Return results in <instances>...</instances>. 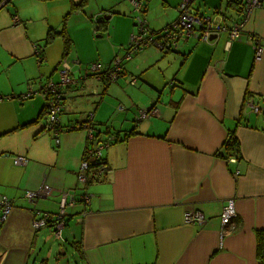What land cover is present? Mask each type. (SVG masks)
<instances>
[{"label":"crops","instance_id":"crops-1","mask_svg":"<svg viewBox=\"0 0 264 264\" xmlns=\"http://www.w3.org/2000/svg\"><path fill=\"white\" fill-rule=\"evenodd\" d=\"M79 1V7L71 8ZM105 1L0 4V193L12 203L0 222V264L47 263L63 252L74 253L76 264H258L255 231L264 229V113L243 110L242 101L245 95L254 101L264 95V39L255 58L246 38L247 33L264 35V2L252 9L239 39L228 41L220 32L209 41L179 40L163 53L151 45L129 58L124 51L119 55L122 72L114 83L86 75L67 85L60 125L83 120L92 111L97 140L101 142L106 133L115 137L101 149L104 170L100 175L88 173L84 182L77 175L83 151L91 146L86 129H61L55 140L37 118L42 96H16L28 86L36 88L57 78L65 45L69 51L72 46L81 67L87 66L83 46L91 40L87 44L76 40L65 30L63 15L96 17L101 34L113 36L108 23L114 28L113 13L118 9L123 20L112 41L120 45L127 41L134 28V19L124 14L127 0ZM167 1L161 0L158 12L152 8L148 13L149 4L142 0L151 29L159 30L176 17L180 0H174L173 8L164 7ZM221 2L206 0L209 10L202 11L203 3H197L199 7L190 0L191 7L212 16L226 6L225 0ZM227 9L228 18L234 17ZM100 12L108 16L98 19ZM13 16L18 23L12 22ZM49 28L63 29L68 43L58 33L46 41ZM34 46L42 56L39 63ZM75 67L72 76L77 77L82 70ZM152 103L156 113L135 117L137 108ZM228 133L236 137L235 160L228 159L231 152L224 154ZM15 154L26 157V162L14 165ZM42 182L48 196L28 202L22 191ZM61 190L74 200L64 209L61 243L54 245L52 235L47 236L53 233L51 226L34 228L29 208L55 210ZM83 191L88 194L85 206L79 200ZM228 198L235 214L221 232L218 214ZM193 208L203 213V221L184 222L182 212Z\"/></svg>","mask_w":264,"mask_h":264},{"label":"built area","instance_id":"built-area-1","mask_svg":"<svg viewBox=\"0 0 264 264\" xmlns=\"http://www.w3.org/2000/svg\"><path fill=\"white\" fill-rule=\"evenodd\" d=\"M131 6L134 15V30L130 32L128 43L124 52L125 58H129L132 52H137L145 46L151 45L157 51H165L174 49L179 40H187L188 38L211 40L215 38L220 32H225L228 41L232 39H239L243 29L244 22L250 15L252 9L262 5L264 0H242L241 9L234 18L225 17L224 13L215 9V15L204 14L196 8L191 7L190 0H180L176 6V17L164 24L159 30L151 29L148 20L143 14L144 5L141 0H127ZM13 23H18L17 16L11 18ZM211 35H215L211 38ZM246 38L249 41L254 57L258 58L261 53V40L264 35L254 33H247ZM227 41V42H228ZM34 55L36 63H39L42 58L39 53L38 47L34 46ZM118 55H114L106 64L99 62H91L85 67L80 66L77 58L68 61L66 57H61L59 66L56 69L57 78L47 79L39 83L36 88L28 86L26 91L18 94V99L26 98L31 94L38 93L43 99V111L41 120L44 124V129H49L55 135L62 128H79L86 129V139L91 143L83 151L81 161L79 163V172L77 179L84 182L87 181L88 173L92 175H100L105 168L104 162L101 160V149L111 142L115 137L112 133H106L104 139L99 142L98 133L93 129V112L88 111L83 120L75 121L74 123L67 124L65 127L59 125V115L62 110V93L65 87L69 84H76L82 80L86 75H91L95 79L104 80V82L114 81L116 77L122 72L123 65L122 59ZM81 69L82 72L79 76H72V68ZM133 79L131 80V82ZM10 96V95H9ZM7 96V97H9ZM242 109L253 111L256 113H264V95L260 96L259 101H254L249 95H245L242 101ZM156 106L150 104L146 107H139L136 109L135 117L141 119L149 114L156 113ZM57 138L55 137V140ZM230 153V152H229ZM237 153H230L229 160H235ZM26 157L23 155H12V163L14 165H23L26 162ZM237 173V170L234 172ZM49 194L48 187L42 182L36 189H24L22 191L23 197L28 202H34L37 198H46ZM66 190H61L60 200L55 210L53 211H39L34 207L29 208L33 212L31 217V225L38 228L42 225L51 226V230L56 238L61 237V229L65 224L64 209L67 205H72L73 196H67ZM79 200L85 206L88 203V194L82 192ZM11 199L4 193H0V222H2L11 208ZM84 213V212H83ZM235 214L232 198L226 199L219 210V221L221 225V232L223 224L228 222ZM181 218L187 223H200L203 221V213L197 209H187L181 214Z\"/></svg>","mask_w":264,"mask_h":264},{"label":"rangeland","instance_id":"rangeland-1","mask_svg":"<svg viewBox=\"0 0 264 264\" xmlns=\"http://www.w3.org/2000/svg\"><path fill=\"white\" fill-rule=\"evenodd\" d=\"M101 1L106 2L105 0H101ZM214 1L216 2L217 0H214ZM143 2L149 4L148 5L149 6L148 13H151L152 8L154 10H156V12H158L161 9V7H160L161 0H143ZM167 2H168V4L164 7L168 6L170 8H173L175 6V5H173V3L175 2L174 0H168ZM193 2L194 3H192V5H196L197 3L198 4L203 3L204 7H201V5H196V6L201 7L202 11H208L209 10V7L205 5L206 0H193ZM127 3L129 6L128 10H127V12H125V13L123 12V13L128 15L130 18L132 17L134 19L135 12L133 11L131 4L128 1H127ZM210 3H213V1H210ZM223 3H224V0H222L221 4L223 5ZM205 6H206V8H205ZM105 8L107 9L108 7H105ZM110 9H111V11H115V9H112V7ZM116 10L117 11L115 13H113V15L115 17L114 28L111 27V25L113 23H108V29L110 28L112 31L114 30L113 36L110 35L111 33L108 36H106L105 33L108 34L107 32L101 34V31H99L100 27L97 25L98 21L96 20V17L92 18L90 16V18H86L85 20H80L76 17L75 14H72L71 16H68V17L66 15L62 16L61 19L64 22L65 30L66 29L70 30V34L73 35L74 37H76V40H79V42H81L83 44H87L88 43L87 39L90 38L91 41L89 42V45L83 46L86 49L83 52V54L86 57H88V60H89L87 62L88 64L91 62H99L101 64H106V63H108V61L111 59L112 56L122 55L123 52L125 51L127 43H128V39H127V41H125V43L123 45H120L121 43L118 41H115V42L112 41V40L116 39L115 38L116 37V30L120 28V26L122 25V20H123V17L121 16L122 14L120 15V11L118 9H116ZM102 13L103 12L98 13L99 14L98 19L102 18V16L104 15V14L102 15ZM105 15H107V14H105ZM87 27H88V29H87ZM132 27H134V22H133ZM84 30H88L90 34L92 33V36L86 35ZM133 30H134V28H133ZM65 33H67V31ZM67 35H68L69 39H71V35H69L68 33H67ZM128 38H129V35H128ZM124 47H125V49H124ZM118 48L120 49V51H118ZM64 50H67V52L65 54H63L62 56L66 57L68 59V61L71 62V60L75 59V58L79 59L78 55H76L75 53H72V51H74L72 49V46H71L70 51L68 49V45L63 46V51ZM155 52L160 53V51H155ZM61 53H62V51H61ZM61 57L59 58V60L61 59ZM105 58H107L108 60L103 62L105 60ZM59 60L57 63L58 66H59ZM79 62H80V59H79ZM58 66H57V68H58ZM148 69H146V70H148ZM114 82L115 81H112V83H114ZM41 123H43V122L41 121ZM51 235H52V238L54 240V245L61 243V239L56 238L52 232L47 234L48 237ZM50 243H51L50 240H48L46 246L50 245ZM42 244H43V242H40V245H42ZM36 248L38 250V246ZM68 250H69V248H68ZM52 252H53V250H52ZM76 261H77V258H75L74 253L68 254V252H63L59 256H57V260L53 259L52 257H49L48 260L46 261L47 263L41 262L39 264H76Z\"/></svg>","mask_w":264,"mask_h":264},{"label":"trees","instance_id":"trees-1","mask_svg":"<svg viewBox=\"0 0 264 264\" xmlns=\"http://www.w3.org/2000/svg\"><path fill=\"white\" fill-rule=\"evenodd\" d=\"M241 1L242 0H225V5L226 6L222 7L223 9H222L221 12L224 13L225 17H228V13H226V9L228 7L227 10L230 11L232 14H234V15L238 14L240 9H241ZM80 2L81 1H79L76 4L72 3L71 4V8L79 7V5L81 4ZM234 17H231V18H234ZM100 19H102V18H100ZM56 33H58V34H60L62 36L65 44L68 43L66 35L64 34L63 29L55 30L53 28H49L47 30V32H46L45 40L48 41L51 38V36H53ZM168 50H172V49H168ZM43 106H44V104L42 105L41 109L39 110L37 118H39V117L41 118L42 111H43ZM59 125H60V122H59ZM62 129H70V128H62ZM223 150H224V154L225 155L228 152H232V151L237 150V141H236V137L233 134L228 133V135L224 139V141H223ZM255 256L257 258L258 264H262V260H263V257H264V229L263 228L256 229V231H255Z\"/></svg>","mask_w":264,"mask_h":264},{"label":"water","instance_id":"water-1","mask_svg":"<svg viewBox=\"0 0 264 264\" xmlns=\"http://www.w3.org/2000/svg\"><path fill=\"white\" fill-rule=\"evenodd\" d=\"M4 1H5V0H2V1L0 2V4H1L2 2H4ZM107 16H108V15H105V14H104V15H103V18H106ZM213 36H215V35H211V38H212ZM172 50H173V49H172ZM163 52H165V51H162V53H163ZM152 104H154V103H152Z\"/></svg>","mask_w":264,"mask_h":264}]
</instances>
